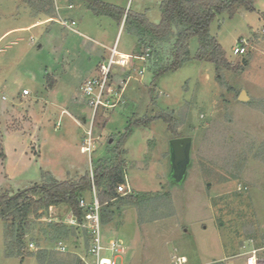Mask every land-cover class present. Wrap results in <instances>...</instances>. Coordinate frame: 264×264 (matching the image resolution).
<instances>
[{"label":"rangeland","instance_id":"374dc122","mask_svg":"<svg viewBox=\"0 0 264 264\" xmlns=\"http://www.w3.org/2000/svg\"><path fill=\"white\" fill-rule=\"evenodd\" d=\"M103 1L125 10L121 21L95 15L81 0H53L51 20L24 0H0V191L22 190L40 182L42 172L69 167L71 161L92 171L96 158L113 160L121 152L128 193L138 198L101 206L104 244L109 239L122 243L117 263L174 264L184 257L182 264H251L254 248L255 257L264 260V0H256L253 11L238 8L232 17L217 14L210 23L231 70H221L217 78L211 62L195 60L193 37L190 59L157 79L152 98L147 69L152 56L143 63L132 58L134 66L125 67L126 73L112 67L111 81L118 76L116 84L125 88L121 102L100 106L92 117L88 102L83 103L77 126L59 116L53 100L71 102L72 94H81L78 82L85 67L106 62L109 51L101 44L111 46L116 36L119 51L140 56L136 37L125 25L126 12L143 13L152 23L161 18L162 0ZM59 18L73 19L74 28L88 37L62 26ZM239 38L248 44L242 56L232 53ZM172 42L173 37L153 49L165 57ZM55 78L63 99L48 94ZM25 88L29 95L22 94ZM159 113L171 117L176 137L191 139L189 152L180 150L182 164L176 163L174 146L171 151L175 137L168 124L154 118ZM88 130L95 151L80 154L75 143L81 144ZM33 137L40 144L46 139L40 157L30 151L37 152L38 144L26 149L33 157L24 153ZM84 197L89 200L91 193ZM68 214L61 204L56 212L48 208L31 215L23 252L32 254L23 260L6 255L0 220V264H41L38 257L49 256L48 251L53 262L75 264L79 257L85 264V230L77 227L62 238L50 232L52 223L70 225ZM59 240L66 252L57 250Z\"/></svg>","mask_w":264,"mask_h":264},{"label":"trees","instance_id":"16d2710c","mask_svg":"<svg viewBox=\"0 0 264 264\" xmlns=\"http://www.w3.org/2000/svg\"><path fill=\"white\" fill-rule=\"evenodd\" d=\"M88 9L95 15H105L119 21L125 15V10L103 0H84ZM256 0H162L160 4L161 18L158 23L150 22L143 13L126 12L125 25L136 37L135 49L140 54L152 56L148 71L152 74L150 83L151 97L157 79L165 73L175 71L190 59L189 42L195 37L198 46L194 59L211 62L215 67L216 77L221 70H231V63L225 58V53L218 40L210 34L209 26L217 14L226 13L232 17L238 8L246 11L255 9ZM28 6L37 12L50 16L53 13V0H24ZM173 37L167 56H161L159 48L153 49V44L163 45ZM143 49V50H141ZM139 50V51H138ZM168 124L173 137H176L172 119L164 113L155 114ZM120 151V147H117ZM122 152H124L122 150ZM120 155V156H119ZM113 160L98 159L92 166V175L86 172L66 180H57L50 172H42L40 182H34L26 188L14 193L0 191V220L3 223V234L7 256H17L23 260L32 253H24L27 233L30 228L31 215L47 212L50 206L61 204L69 207L71 212L82 220L84 209L79 200L85 198L95 187L100 204L111 208L116 201L137 200L131 193L122 194L117 191V185L126 183L125 164L121 157ZM115 201V202H114ZM111 212V209L110 211ZM110 220V215L108 219ZM76 226L55 222L49 225L50 232L55 238H62L76 231ZM49 256H37L40 263L47 259V264L53 262L52 252ZM43 260V261H42ZM75 264H82L76 257Z\"/></svg>","mask_w":264,"mask_h":264},{"label":"built area","instance_id":"2783aa9c","mask_svg":"<svg viewBox=\"0 0 264 264\" xmlns=\"http://www.w3.org/2000/svg\"><path fill=\"white\" fill-rule=\"evenodd\" d=\"M69 7H71V5H69ZM57 21L66 28H70L75 25V21L73 20L67 21L66 19L59 18ZM247 45V40L245 38H239L232 47V53L239 56L245 55L247 53ZM147 56V53L141 56L122 53L118 50L117 43H114V45L109 48V57L107 61L99 63L97 66L96 75L88 77L81 85L82 94L87 98L88 105H90L93 109L92 116L100 106L113 107L121 97L119 93L120 91H115L112 89V67H126L130 64L132 58L145 61ZM142 72V70L139 71L140 74ZM22 94L28 95L29 90L26 88L23 89ZM111 96L114 97V102H111ZM93 148L94 139L92 137L91 131L88 130L87 136L84 138L80 150L81 152L90 155L93 151ZM117 191L122 194L128 193L129 186L127 182L118 184ZM79 205L84 209L82 220L79 221L78 218L72 212H70L67 217V223L85 230L87 234L86 253L88 256V261L86 260L85 264H126L123 261L119 263L116 261L118 254L123 253V247L120 240L109 239L107 244H104V239L101 233V204L94 186H92L91 189V198L89 200L81 198L79 200ZM49 210L52 212L51 206L49 207ZM49 215H51V213H49ZM51 217L52 216H50L49 220H52ZM56 247L59 252L67 251L62 240L57 241ZM260 249H264V244ZM106 250L110 251L111 256L103 255V252ZM256 251L258 250L255 248L250 251L253 254L251 264H264V260H259L257 257H255ZM184 262L185 258L180 257L174 264H182Z\"/></svg>","mask_w":264,"mask_h":264},{"label":"crops","instance_id":"0c3cea01","mask_svg":"<svg viewBox=\"0 0 264 264\" xmlns=\"http://www.w3.org/2000/svg\"><path fill=\"white\" fill-rule=\"evenodd\" d=\"M82 1V3L86 6V9H88V7H87V5H86V3H85V1L84 0H81ZM69 5H71V7H69ZM69 9L71 8H73L74 6H73V4L72 3H69L68 4V6H67ZM49 19L51 20L52 18H50L49 17ZM73 19H70L69 21H72ZM74 21V20H73ZM75 25H76V22H75ZM25 28H28V27H25ZM69 30H71V31H73L74 33H76V34H78V35H80V36H83V37H88V36H86L85 34H83L79 29H75L74 28V26H72V27H70V28H68ZM8 31H6L4 34H6ZM50 33L51 32H46V35H50ZM3 34V35H4ZM95 43H98L97 41H94ZM114 43H117V36H116V38H115V40H114V42H113V44L111 45V46H107V45H105V44H101L105 49H107L108 51H109V48L110 47H112L113 45H114ZM136 45V44H135ZM117 48H118V45H117ZM75 50V49H74ZM73 50V51H74ZM90 51L91 52H93L94 51V48L92 47V48H90ZM68 52V51H67ZM121 52V51H120ZM122 53H125V52H122ZM126 54H128V53H126ZM102 59V58H101ZM142 63L144 62V61H141ZM92 63V62H91ZM89 64V65H87L86 67H85V69H84V71H86V74L83 76V77H81L80 78V80H79V82H78V87H79V89H80V92H81V94H72L71 95V99H70V101L71 102H67V101H65L64 102V100H61V101H58V100H53V102H52V105L55 107V108H57V109H59V116L60 115H66L68 118H70L73 122H74V124H76L77 126H79V118H78V113H79V107L78 106H81L83 103H85V102H87L86 101V97L85 96H83V94H82V91H81V85H82V83L88 78V77H90V76H92V74H94V72H95V70H97L96 69V67L98 66V62L97 61H95V62H93L92 64ZM133 66H134V63L132 64V61L130 62V64L128 65V66H126V67H130V68H133ZM120 67V66H119ZM130 68H129V70H130ZM120 69H122L123 70V72L124 73H126L127 71H129L128 69H125V67H120ZM125 69V70H124ZM140 71V70H139ZM139 71H138V73H139ZM139 75H142V73L140 74L139 73ZM116 77H118V76H116ZM115 76H113V81H115L117 78H116ZM129 78V77H128ZM112 81V89L113 90H115V91H120L119 93H120V95H121V97H120V99L118 100V102L113 106V107H105V108H114L115 106H117L120 102H121V99H122V92H124L125 91V88H123L124 87V85L121 87V86H119V85H117L116 84V81L115 82H113ZM57 84H58V79H53V81L51 82V84H50V86H49V88H48V94H49V96H55L57 99L59 98V97H61V96H59L58 94H60V93H57ZM29 95V94H28ZM113 96V95H112ZM111 96V102H114L115 101V99H113L114 97H112ZM59 99H63V98H59ZM88 104V103H87ZM90 106V105H89ZM90 108H91V117H92V114H93V109H92V107L90 106ZM98 110V109H97ZM91 117H90V119H91ZM85 120V119H84ZM91 123H92V119H91V122H90V125H91ZM33 128V127H32ZM45 130V129H44ZM34 139H35V137H33L32 138V140H31V142H30V145L29 146H27V147H25V155L26 156H28V157H33V156H31V154L30 153H28V150H26V149H28L29 147H33V145L34 146H36L37 144H38V147L37 148H39V150L36 152V151H34L33 149H31V148H29V149H31L30 151H31V153L33 154V155H38L39 157L41 156V147L42 146H45V140H42V143L40 144V143H38V140L37 141H34ZM60 139V138H59ZM61 140V139H60ZM83 140H84V138H83ZM83 140H82V142H81V144H78V143H75L76 144V146L78 147V150H79V153L80 154H86V153H83V152H81V150H80V147H81V145H82V143H83ZM51 141V143L53 144V145H55V146H57L58 145V143L56 142V141H52V140H50ZM62 141V140H61ZM72 141H73V139H72ZM36 144V145H35ZM64 144V143H63ZM73 144H74V142H73ZM42 145V146H41ZM65 146H66V144H64ZM95 145V144H94ZM67 146H70L69 144H67ZM76 146H74V145H72L71 147H69L71 150L72 149H74V148H76ZM93 151H95V148H93ZM92 151V152H93ZM86 155H88V154H86ZM101 154H99L98 156H100ZM103 156H100V157H98V158H96V161L98 160V159H100V158H102ZM72 162V161H71ZM70 162V165H69V167H63V168H61L60 169V167L59 168H57L56 169V167L54 168V169H51V171H49V172H51V174L57 179V180H66V179H68V178H73V177H75V176H77V175H82V174H84V173H86V172H90V174L92 175V171H89V169H87L85 166L83 167V166H80L79 165V163H75V162H72L71 163ZM125 168H124V172H125ZM73 175V176H72ZM126 172H125V180H126ZM126 182H127V180H126ZM127 184H128V186L130 187V184L127 182ZM130 189V188H129ZM130 191V190H129ZM59 206H61V205H59ZM59 206H51L52 207V211L54 212H56V210L57 209H59ZM65 207V206H64ZM65 209H66V207H65ZM68 211H69V213L71 212V210L69 209V207H68ZM69 215V214H68ZM68 215H67V217H68Z\"/></svg>","mask_w":264,"mask_h":264},{"label":"water","instance_id":"95a60500","mask_svg":"<svg viewBox=\"0 0 264 264\" xmlns=\"http://www.w3.org/2000/svg\"><path fill=\"white\" fill-rule=\"evenodd\" d=\"M242 62L245 63V60H243ZM190 143H191L190 137H175L171 140V151L173 149L172 147L174 146L175 150H173V151H174L176 163L182 162L183 159H182V155H181L182 153L180 154V150L183 148L188 153L189 149H190ZM174 176L177 177V175H174ZM179 178L177 179V181H179Z\"/></svg>","mask_w":264,"mask_h":264}]
</instances>
